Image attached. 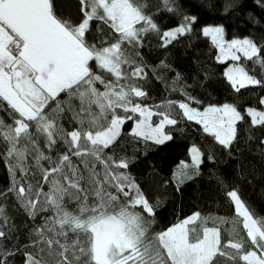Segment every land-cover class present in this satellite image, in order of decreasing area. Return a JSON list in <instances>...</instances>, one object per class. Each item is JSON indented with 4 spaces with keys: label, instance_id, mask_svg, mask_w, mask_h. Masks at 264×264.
Segmentation results:
<instances>
[{
    "label": "snow or ice",
    "instance_id": "6c2138e0",
    "mask_svg": "<svg viewBox=\"0 0 264 264\" xmlns=\"http://www.w3.org/2000/svg\"><path fill=\"white\" fill-rule=\"evenodd\" d=\"M78 2L75 23L57 15L55 0H0V144L5 145L0 161L12 178L0 199L14 195L25 214L39 220L27 233L28 243L18 245L16 226L0 204V264H12L17 254L24 264H264V217L246 206L236 188L227 192L235 217L218 218L232 223V231L209 227L212 218L199 212L155 231L160 204L151 203L135 178L121 171L131 158L118 159L115 151L128 121H134L129 135L138 140L156 145L172 140L166 126L178 124L171 111L177 104L184 118L201 125L225 149L238 139L237 122L245 117L234 104L200 111L166 100L155 106L166 111H153L133 99L147 98L134 82L148 75L146 65L136 63L145 34H157L167 47L193 32L198 18L183 15L177 26L162 30L148 0ZM161 2L163 10L182 15L179 4L171 6L175 0ZM255 3L264 9V0ZM236 6L237 0H226L223 10ZM94 23L98 35L90 42ZM104 26L118 36H104ZM200 31L218 50V62L243 58L264 70V46L253 39L228 41L223 26ZM160 66L169 67L163 61ZM250 70L234 63L223 75L237 93L264 87V75L257 78ZM180 79L177 73L175 82ZM177 90L183 88L174 84ZM259 103L264 105V97ZM244 111L251 126H264V111ZM154 116L160 117L158 123ZM189 153L191 164L181 161L173 173L177 191L201 174L202 152L193 145ZM70 233L75 239L69 243ZM222 233L238 238L225 240Z\"/></svg>",
    "mask_w": 264,
    "mask_h": 264
},
{
    "label": "trees",
    "instance_id": "16d2710c",
    "mask_svg": "<svg viewBox=\"0 0 264 264\" xmlns=\"http://www.w3.org/2000/svg\"><path fill=\"white\" fill-rule=\"evenodd\" d=\"M148 2L152 5L149 11L162 30L177 26L183 15L196 16L198 22L194 24L193 32L179 36L167 47L161 46L162 41L157 34H145L141 45L136 49L139 52L136 63L146 65L145 72L148 75L143 80L134 78V82L147 93V98L134 97V102L154 108L166 100L184 101L198 110L209 105L230 103L237 106L246 122H237L238 139L230 149H225L213 136L204 133L201 125L184 118L178 104L171 109L172 118L177 119L178 124L167 128L173 139L163 145H156L151 141L145 143L129 135L134 121H128L122 126L119 144L115 148L118 159L122 156L131 158L129 168L121 171L129 172L135 178L151 203L159 202L153 226L155 231L165 229L194 212L201 213L203 217H211L208 226H220L226 232L232 231V223H223L218 218L232 220L235 217L234 205L227 196V192L233 188L238 190L251 211L264 217V144H261L264 140V126H251V117L244 111L246 108L262 109L259 99L264 97V87L248 86L237 93L223 75L228 63L216 60L217 49L212 45L211 39L203 36L200 31L204 26L220 25L225 29L226 39L247 37L264 46V9L257 6L255 0H237V6L228 12L223 10L226 0H175L171 6L180 5L182 15L178 16L163 10L161 0ZM157 8L161 10L157 11ZM55 10L64 19L75 23L80 20L78 0H55ZM110 33L111 30L104 26V36L107 37ZM97 35L94 23L89 41L95 42L93 37ZM111 35L118 36L115 33ZM125 47L131 48L129 45ZM161 61L169 67L160 66ZM238 63L246 65L251 69L249 74L257 78L264 75V70L259 65L243 58ZM123 68L131 70L129 65H124ZM177 73L181 75L179 82H175ZM174 84L177 89L183 88V91H173ZM184 92L195 100H188ZM4 119L8 120L7 116ZM193 145L203 154L201 174L187 181L177 191L173 173L179 169L181 161L190 162L189 149ZM4 148L5 145L0 144V150ZM209 155L213 159H208ZM73 163H78L76 158H73ZM165 181L169 183L166 185ZM11 182L7 167L0 161V191L7 189ZM0 204L11 218V223L16 226L18 245L27 244V233L33 223H39V220L32 221L14 195L0 199ZM239 228L242 229V223ZM241 234L246 236L245 232ZM222 235L225 240L238 238L229 237L226 233ZM72 239L75 236L70 233L69 243ZM27 250L34 251L31 248ZM11 260L12 264H24L22 254H17Z\"/></svg>",
    "mask_w": 264,
    "mask_h": 264
},
{
    "label": "rangeland",
    "instance_id": "374dc122",
    "mask_svg": "<svg viewBox=\"0 0 264 264\" xmlns=\"http://www.w3.org/2000/svg\"><path fill=\"white\" fill-rule=\"evenodd\" d=\"M209 26V25H208ZM210 26H220V25H210ZM210 38V37H209ZM243 38H246V37H243ZM243 38H235V39H243ZM211 39V38H210ZM226 39V38H225ZM232 39H234V38H232ZM232 39H226V40H228V41H231ZM217 55H218V50H217ZM224 62H227L228 64H227V66H226V68L227 67H229L231 64H234V63H238V61H236V62H234V61H231V60H226V61H224ZM238 64H240V63H238ZM226 68H225V70H226ZM164 107H160V108H156V107H154L153 108V111H166L167 109L166 108H164ZM255 109V108H254ZM256 110H259V111H264V105H263V107H262V109H256ZM200 111H203V110H200ZM136 118L138 119L139 118V114H136ZM159 119H160V117H158V116H154L153 117V123L155 124V123H158L159 122ZM169 126H166V132L168 133V131H167V128H168ZM169 134V133H168ZM189 155H190V153H189ZM186 163H188V162H186ZM188 164H191V155H190V162L188 163ZM210 227V226H209Z\"/></svg>",
    "mask_w": 264,
    "mask_h": 264
}]
</instances>
